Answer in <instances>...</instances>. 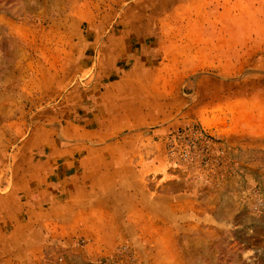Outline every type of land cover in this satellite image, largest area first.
<instances>
[{
    "label": "rangeland",
    "instance_id": "rangeland-1",
    "mask_svg": "<svg viewBox=\"0 0 264 264\" xmlns=\"http://www.w3.org/2000/svg\"><path fill=\"white\" fill-rule=\"evenodd\" d=\"M165 35L213 44L204 92L264 86V0H0V264H264V206H251L264 201V145L230 146L237 171L197 183L167 235L89 237L25 204L46 137L84 131L95 61L139 57Z\"/></svg>",
    "mask_w": 264,
    "mask_h": 264
},
{
    "label": "crops",
    "instance_id": "crops-1",
    "mask_svg": "<svg viewBox=\"0 0 264 264\" xmlns=\"http://www.w3.org/2000/svg\"><path fill=\"white\" fill-rule=\"evenodd\" d=\"M163 37L139 57L95 61L84 131L69 145L46 137L42 160L26 169L25 204L47 207L56 222L89 237L167 235L174 215L187 214L181 207L197 202L200 186L169 168L164 133L198 121L229 146L264 145V86L204 92L197 73L213 60V44Z\"/></svg>",
    "mask_w": 264,
    "mask_h": 264
},
{
    "label": "built area",
    "instance_id": "built-area-1",
    "mask_svg": "<svg viewBox=\"0 0 264 264\" xmlns=\"http://www.w3.org/2000/svg\"><path fill=\"white\" fill-rule=\"evenodd\" d=\"M163 154L169 168L180 177L195 183H208L214 178L237 171L238 161L233 157L231 148L223 136L191 121L168 130L162 135ZM252 209L259 211L264 201L258 195ZM83 245L87 241L81 240ZM127 254V248L121 245L116 250L117 258Z\"/></svg>",
    "mask_w": 264,
    "mask_h": 264
}]
</instances>
